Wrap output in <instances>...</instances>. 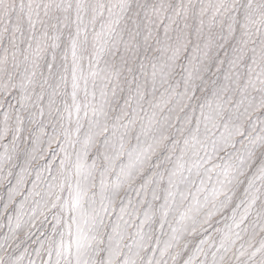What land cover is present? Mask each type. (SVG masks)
Instances as JSON below:
<instances>
[{"label": "snow or ice", "instance_id": "obj_1", "mask_svg": "<svg viewBox=\"0 0 264 264\" xmlns=\"http://www.w3.org/2000/svg\"><path fill=\"white\" fill-rule=\"evenodd\" d=\"M0 264H264V0H0Z\"/></svg>", "mask_w": 264, "mask_h": 264}]
</instances>
